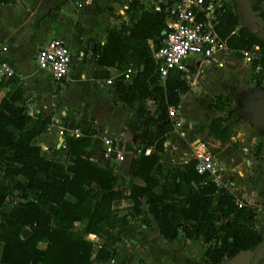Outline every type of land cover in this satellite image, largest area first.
I'll use <instances>...</instances> for the list:
<instances>
[{
    "label": "trees",
    "instance_id": "trees-1",
    "mask_svg": "<svg viewBox=\"0 0 264 264\" xmlns=\"http://www.w3.org/2000/svg\"><path fill=\"white\" fill-rule=\"evenodd\" d=\"M17 1L0 0V4ZM263 1L249 0L251 10L263 22L262 33ZM128 18V26L119 31L107 29L104 45L92 50L93 77L106 79L110 69L130 65L136 71L128 80L115 78L111 103L125 105L131 113L126 121L130 137L146 132L139 144L141 153L128 145L130 153L118 162L139 184L131 183L125 194L109 166L100 167L90 160L96 145L94 132L80 122L66 119L63 127L79 129L84 137H65L63 146L45 157L34 141L47 132L50 119L40 114L33 119L16 76L1 83L0 93L7 91L0 100V264H107L117 257L116 244L121 240L111 229H124L129 221L147 216L163 239L173 242L182 235L204 245V264L226 263L262 243L263 235L254 225L258 217L254 206L238 208L234 195L219 192L195 171L194 159L180 166L159 156L176 128L169 108H177L189 88L176 72L169 74L164 86L159 85L148 41L158 45L164 37L163 15L145 11L132 1ZM217 33L232 50L258 47L259 56L252 66L264 68V41L240 27L238 16L226 2ZM147 100L156 101L152 112L145 106ZM210 108L224 112L227 118L233 114L223 96H215ZM223 122L218 117L209 126L221 144L227 137ZM148 148L154 152L145 156ZM121 200L131 202L123 216L113 208ZM25 230L30 232L28 238L23 237Z\"/></svg>",
    "mask_w": 264,
    "mask_h": 264
},
{
    "label": "crops",
    "instance_id": "crops-1",
    "mask_svg": "<svg viewBox=\"0 0 264 264\" xmlns=\"http://www.w3.org/2000/svg\"><path fill=\"white\" fill-rule=\"evenodd\" d=\"M99 1L103 6H109V10L115 11V13L113 12V15L115 14V26L106 24L109 18L103 15H96L92 9L85 10L88 6H85V8L77 7L76 2H79V0H18L14 4H0V52L3 54L0 55L4 56L12 64L15 76L23 86L24 96L31 107L33 119L36 114L50 119L51 124L47 132L37 137L34 141L44 152L45 157L48 158L50 156V150L61 147L59 146L61 138L58 136L57 131L66 119L80 122L82 125H88L89 130L94 132L92 139L96 140L90 160L100 167L109 166L113 175L118 178L117 185L123 191L126 189L127 192L125 190L124 193L127 194L131 183L139 184V181L130 179L125 170L118 164L119 161L115 160V156L107 160L104 158L103 146L99 137L105 135L108 139H115V141L118 140L120 143L123 142L125 144L124 156H126L130 153V151L126 150L128 145L131 146V151L134 149L140 150V147H136V141L141 139L142 136L143 139L140 142L142 144L146 132H139L131 137L127 134L126 121L131 116V113L125 105H112V85L107 86L104 83L109 78L119 76L126 68L110 69L106 79H95L93 74L96 70V65L92 50L95 46L104 45L107 29L119 31L122 26H128L129 6L135 0H113L108 5L102 3L103 0ZM223 1L232 6L233 11L239 18L241 28L247 29L264 41L263 25L257 30L252 29L250 15L254 13L259 15V13L251 10L249 0H235L236 5L232 0ZM64 3H66V6H70V10H73V8L77 10V15L74 19L78 21L79 18L82 31L80 40L83 42L82 46L87 42V50L82 48V46L71 50V35L67 30H63L60 19L55 20L57 22L54 21L53 16L58 14L60 5ZM89 3H91L90 0L87 5H90ZM242 3L244 4L243 8H241ZM237 4L241 6L238 7ZM261 8L264 9V1L261 3ZM241 11H244L242 16ZM262 14L264 15V11ZM112 21L113 19L110 18L109 23ZM54 23L59 26H54ZM56 37L66 40L72 56L68 78L62 88L54 85L45 72L36 68L33 61L37 50L48 40ZM91 44H93V48H91ZM148 45L152 52V40L148 41ZM3 48L6 49L4 52L2 51ZM255 48L258 51V47ZM258 56L257 53L256 59ZM27 59L30 60L32 66L26 63ZM19 60L26 63L23 68L20 67ZM188 71L191 78L194 76L192 80H188L193 86L190 87L187 80H184L181 75V79L189 90L181 95V103L177 108L170 107L175 109V116L170 117V119L176 123V128L167 136L164 154H159V156L170 163L181 166L190 160L187 156L188 153L190 155L195 152L199 154L207 150L206 144L202 141L203 138L211 142L214 150L212 153L209 152L223 169L231 194L235 198L245 197L254 204L256 212L258 211V217L254 225L263 235L262 243L255 250L241 252L223 264H263L264 228H260L258 224L262 210H257L259 206L253 202L254 199L258 202L257 194L259 189L255 192H247L245 189L241 193H236L235 190L239 183L237 181L238 177H244L246 174L248 178H252V171L260 162L259 156H261V152H255L256 149L263 148L264 144V68L253 67L252 64H245L234 58L221 69L211 68L202 64L198 69L188 68ZM203 73H207L208 80H197L199 75ZM43 75L47 78H45V83L42 80ZM88 80H92V82H87ZM164 82L159 80V85L164 86ZM94 85H98L99 88H94ZM42 86L45 89H42ZM150 87L151 89L153 88L152 85ZM73 90L75 92L74 97L77 98L74 106L77 110L71 116L69 106L72 103L70 100L72 97L68 92ZM5 93H0V100ZM215 96L227 98L228 105L233 110L231 117L227 118L224 112H217L210 108ZM145 106L152 112L156 106V101L147 100ZM218 117L224 119L222 126L227 129V137L223 144L214 134L209 132V126ZM200 118H205V121H200ZM140 143H138V146ZM189 146H193L194 150ZM147 150L151 153L154 152L152 148H148L145 151ZM224 155H231V157L228 160H224ZM252 155L255 158H252ZM244 161L248 172H245V169L242 170V163L240 162ZM260 168L263 170L261 166ZM230 176L234 177V179L230 180ZM248 178L245 179L247 185L251 184ZM122 180L129 181L123 182ZM121 185L125 187L122 188ZM261 197L263 198V196ZM130 206V201L121 200L116 202L113 208L116 209L119 216H123L127 213ZM124 207L127 210L122 209ZM132 222H139V226L143 229H151L149 225H153L157 232L154 221L150 216L135 218L129 221L124 229L117 230L119 232L125 231ZM23 233L28 234V236L24 235V238L30 236V232L27 230ZM157 237L158 240L156 242L159 244L163 242L171 246L176 244L174 249L169 248L167 255L164 250H156V258L159 259L161 257L163 260V263L160 264H204L201 262L204 245L198 242H190L182 235L173 242L163 239L158 235V232ZM121 242L120 240L116 245ZM116 250L119 255V250ZM117 257H115V261ZM138 264H143V261L140 260Z\"/></svg>",
    "mask_w": 264,
    "mask_h": 264
},
{
    "label": "built area",
    "instance_id": "built-area-1",
    "mask_svg": "<svg viewBox=\"0 0 264 264\" xmlns=\"http://www.w3.org/2000/svg\"><path fill=\"white\" fill-rule=\"evenodd\" d=\"M145 10L161 13L164 19V37L159 44L153 45L151 59L155 65V73L160 81H165L171 72H176L187 80L191 75L188 68H199L202 64L221 69L232 59H239L251 65L257 56V48L253 51H236L229 48L227 40L217 33L219 18L223 9V0H135ZM90 4V3H89ZM77 7H82L76 2ZM6 49L3 48L4 52ZM1 55L2 52H0ZM0 55V84L15 76V70L10 61ZM71 52L63 38H52L41 46L34 55V64L40 71L45 72L51 82L62 87L68 78L71 65ZM136 73L133 66L127 67L117 77L130 79ZM181 76V78H182ZM115 77L105 80V85L113 84ZM175 116V109L169 108V117ZM61 138L59 146H63L65 137L80 139L84 134L79 129H68L63 125L57 131ZM104 158L115 156L116 161H123L125 144L115 139H108L105 135L99 137ZM140 154L141 150H137ZM150 151L144 152L145 156ZM195 171L205 176L219 192L228 191L231 194L224 171L207 150L200 152L195 158ZM233 195V194H232ZM238 208L254 206L245 197L236 198ZM255 207V206H254Z\"/></svg>",
    "mask_w": 264,
    "mask_h": 264
},
{
    "label": "rangeland",
    "instance_id": "rangeland-1",
    "mask_svg": "<svg viewBox=\"0 0 264 264\" xmlns=\"http://www.w3.org/2000/svg\"><path fill=\"white\" fill-rule=\"evenodd\" d=\"M89 0H79V3L82 4V7L85 8V6H88L85 8V10H94L96 15H103L106 18H109V20L107 21L108 26H115V14L113 15V12L115 13V11H111L109 10V6H103L99 0H90V5H87V2ZM115 1V0H114ZM113 2V0H103L102 3H104L105 5L111 4ZM232 2L236 5L235 0H232ZM64 4L60 5V9L58 10V14H55L53 16L54 21L60 19L61 23H62V28L63 30H67L69 32V34L71 35L70 38V47L71 50L78 49L79 46H82V41L80 40L82 37V31L80 28V22H79V18L78 21L74 18H76L75 16L76 14V9L73 8V10H70V6H66ZM240 5V4H239ZM242 5V6H241ZM241 8H243V3L241 4ZM238 6V4H237ZM238 6V7H240ZM112 8V7H111ZM80 10V9H79ZM246 10V9H245ZM261 12L264 11L263 8L260 7ZM244 11H241V16L242 13ZM110 13V14H109ZM254 13V12H253ZM253 16V17H252ZM80 17V16H79ZM251 25H252V29L257 30L259 28H261V26L263 25L261 19L259 18V15L257 13L251 14ZM110 18L113 19V21L111 23L110 22ZM242 19V18H241ZM57 22V21H55ZM14 25V24H13ZM12 25V27H13ZM54 26H59L58 24H53ZM53 26V27H54ZM82 48H84L85 50L88 49L87 46V42L85 45L82 46ZM1 54V53H0ZM238 61H241L239 59H236ZM28 65H31V62L29 59H27ZM26 63L22 62V60H19V65L20 67H24L26 65ZM32 66V65H31ZM194 77V76H193ZM193 77L191 79H193ZM45 75L42 76V80L45 83L46 79H45ZM264 79V78H263ZM195 80V79H194ZM197 80H208L207 78V73H203L200 74ZM87 82H92V80H88ZM52 87V86H51ZM88 87H90L88 85ZM53 88V87H52ZM62 88V87H60ZM94 88H99L98 85H94ZM42 89H45L44 86H42ZM7 90H3V92H6ZM68 94L72 97L70 100L72 101V103L69 106V111H71V116L74 115L76 112V108L75 103L77 102V98L74 97L75 96V92L73 91H69ZM73 105V106H72ZM70 118V117H67ZM200 121H205V118H200ZM143 137L141 136V139L137 140V148H139L138 143H140L142 141ZM203 143H205V147L207 149V151H210L211 153L214 150V147L211 146V142L205 138L202 139ZM191 149H193V146H189ZM194 150V149H193ZM192 150V151H193ZM194 152V151H193ZM253 154V152H252ZM198 155V153H191V155L188 153L187 156L189 157V159H194L196 156ZM231 157V155H224L223 159L224 160H228ZM252 158H255L253 155L251 156ZM259 164L256 165L257 167L252 171L253 176L252 178H248L245 174L244 177H238L237 181L239 182L237 185V189L235 190L236 193H241L244 192L245 189L247 190V192H255L258 189V202L256 201V199L253 200L254 203H256V205L259 206V208H257V210L261 209L262 212H260V218H259V227L260 228H264V144H263V148L261 150V156H259ZM242 163V170H244L245 172H248L247 170V166L245 165V161L244 162H240ZM260 166L263 168V170L260 168ZM248 178L249 183L251 184H246L245 179ZM131 179V178H130ZM234 179V177L230 176V180ZM122 188H124V185H121ZM126 190V189H125ZM124 190V192H125ZM127 192V190H126ZM256 196V193H255ZM263 196V198L261 197ZM124 210H127L125 207L122 208ZM119 210V209H118ZM258 214V211H257ZM139 223V222H138ZM137 222H132L128 228L122 232H119L117 229H111V231L113 232H118L121 239V245L118 244L116 245V249L119 250V255L115 261V257L112 261H109L107 264H138L140 260L143 261V264H160L163 263V260L161 259V257L156 258L155 252L156 250H164L166 252V255L169 252V248H175L174 246L168 245V243H161L159 244L158 242H156L158 240L157 237V232L155 231L153 225H149V228L151 229H143L142 227L139 226ZM28 236L27 233H23V236ZM141 236V237H140ZM88 239L92 240L95 242V244H98L97 239H93L92 237H88ZM155 242V243H153ZM156 247V248H155ZM172 249V250H173ZM122 255V256H121ZM175 255V254H174ZM169 257V256H168ZM165 264V263H164ZM264 264V262H263Z\"/></svg>",
    "mask_w": 264,
    "mask_h": 264
},
{
    "label": "water",
    "instance_id": "water-1",
    "mask_svg": "<svg viewBox=\"0 0 264 264\" xmlns=\"http://www.w3.org/2000/svg\"><path fill=\"white\" fill-rule=\"evenodd\" d=\"M91 48H93V44H91ZM83 123V122H82Z\"/></svg>",
    "mask_w": 264,
    "mask_h": 264
}]
</instances>
